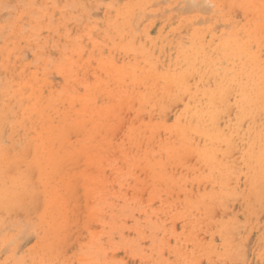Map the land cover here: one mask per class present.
Here are the masks:
<instances>
[{"label":"rangeland","instance_id":"374dc122","mask_svg":"<svg viewBox=\"0 0 264 264\" xmlns=\"http://www.w3.org/2000/svg\"><path fill=\"white\" fill-rule=\"evenodd\" d=\"M190 1L0 0V264H264V0Z\"/></svg>","mask_w":264,"mask_h":264},{"label":"bare ground","instance_id":"6f19581e","mask_svg":"<svg viewBox=\"0 0 264 264\" xmlns=\"http://www.w3.org/2000/svg\"><path fill=\"white\" fill-rule=\"evenodd\" d=\"M164 1H165V0H164ZM189 1H190V0H189ZM202 1H203V0H202ZM190 2H191V1H190ZM192 2H193V1H192ZM196 2H197V1H196ZM56 3H57V2H56ZM198 3L200 4L201 2H198ZM198 3H196V4L198 5ZM196 4H195V2H194V5H196ZM190 5H191V4H190ZM197 5H196V6H197ZM25 6H26V5H25ZM199 6H200V5H199ZM211 6H212V4H211ZM2 7H3V6H2ZM72 7H73V6H72ZM188 7H189V6H188ZM203 7H205V6H203ZM72 9H73V8H72ZM13 10H14V9H13ZM202 10H203V9H202ZM202 10H201V11H202ZM217 12H219V11H217ZM204 13H206V12L204 11ZM91 16H92V15H91ZM51 22H52V21H51ZM210 32H211V31H210ZM210 41H211V40H210ZM181 46H182V45H181ZM262 47H263V46H262ZM199 53H200V52H199ZM196 55H197V54H196ZM146 67H147V66H146ZM146 67H145V68H146ZM197 69H198V68H197ZM139 70H140V69H139ZM151 72H152V71H151ZM132 73H133V71H132ZM206 73H207V72H206ZM163 74H164V73H163ZM167 74H168V73H167ZM196 74H197V73H196ZM210 74H211V73H210ZM225 74H226V73H225ZM173 75H174V74H173ZM173 75H172V77H173ZM176 75H177V74H176ZM197 75H198V74H197ZM220 75H221V74H220ZM162 76H163V75H162ZM177 76H178V75H177ZM177 76H176V77H177ZM202 76H203V75H202ZM202 76H201V77H202ZM206 76H207V75H206ZM131 77L133 78V76H131ZM214 77H215V76H214ZM163 79H164V78H163ZM217 79H218V78H217ZM170 80H171V79H170ZM263 80H264V79H263ZM212 81H213V79H212ZM169 82H170V81H169ZM173 82H174V81H173ZM183 82H184V81H183ZM213 82H214V81H213ZM210 83H211V82H210ZM237 83H238V82H237ZM207 85H209V84H207ZM231 86H232V85H231ZM202 87H203V86H202ZM228 87H229V86H228ZM206 88H208V87H206ZM220 88H221V87H220ZM223 88H224V87H223ZM199 89H200V88H199ZM191 90H192V89H191ZM216 90H217V89H216ZM222 90H223V89H222ZM201 91H203V90H201ZM257 91H258V90H257ZM258 92H259V91H258ZM203 93H204V92H203ZM206 93H207V92H206ZM263 93H264V92H263ZM238 94H239V93H238ZM259 95L263 96L264 94L262 95V92H260V93H257V92H256V97L259 96ZM199 96H200V95H199ZM205 96H206V95H205ZM200 97H201V96H200ZM203 97H204V96H203ZM193 98H194V97H193ZM195 99H196V98H195ZM202 100H203V99H202ZM213 100H214V98H213ZM256 100H257V99H256ZM81 101H82V100H81ZM249 101H250V100H249ZM70 102H71V101H70ZM201 102H202V101H201ZM188 103H189V102H188ZM214 103H215V102H214ZM239 103H240V102H239ZM192 104H193V103H192ZM216 104H217V102H216ZM193 105H194V104H193ZM250 105H251V104H250ZM188 106H190V104H188ZM194 107H195V106H194ZM197 107H198V106H197ZM222 108H223V107H222ZM222 108H221V109H222ZM260 108H261V107H260ZM191 109H192V108H191ZM191 109H190V111H191ZM219 109H220V108H219ZM79 112H80V111H79ZM187 112H188V111H187ZM197 112H198V111H197ZM259 112H260V111H259ZM216 114H217V113H216ZM216 114H215V115H216ZM247 114H248V113H247ZM247 114H246V116H247ZM215 117H216V116H215ZM67 119H68V118H67ZM67 121H68V120H67ZM206 121H207V120H206ZM64 124H65V123H64ZM175 125H176V124H175ZM177 125H178V124H177ZM211 125H212V124H211ZM172 126H173V125H172ZM186 126H187V125H186ZM208 126H209V125H208ZM180 127H181V126H180ZM192 127H193V126H192ZM189 128H190V127H189ZM187 129H188V127H187ZM192 130H194V129L192 128ZM198 131H199V130H198ZM200 131H201V130H200ZM200 131H199V132H200ZM201 132H202V131H201ZM203 132H205V131H203ZM199 134H200V133H199ZM178 136H179V135H178ZM257 138H258V137H257ZM257 140H258V139H257ZM256 142H257V141H256ZM182 143H183V142H182ZM260 145H261V144H260ZM13 179H14V178H13Z\"/></svg>","mask_w":264,"mask_h":264}]
</instances>
